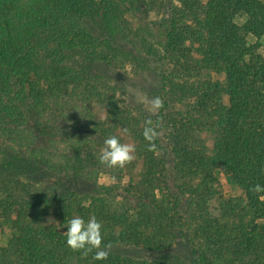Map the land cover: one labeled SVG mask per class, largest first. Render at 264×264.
<instances>
[{"label": "trees", "instance_id": "1", "mask_svg": "<svg viewBox=\"0 0 264 264\" xmlns=\"http://www.w3.org/2000/svg\"><path fill=\"white\" fill-rule=\"evenodd\" d=\"M142 5L161 11L157 22L140 19ZM263 36L264 0H0V103L13 100L0 115V225L13 231L0 264H264V193L251 191L264 186ZM116 61L159 66L157 113L98 74ZM90 96L128 129L139 173L133 162L99 163L116 135L84 122ZM148 119L160 125L158 155L142 135ZM24 169L86 189L25 196ZM99 174L116 182L101 185ZM220 175L239 196H222ZM74 215L102 224L107 260L40 226Z\"/></svg>", "mask_w": 264, "mask_h": 264}, {"label": "rangeland", "instance_id": "2", "mask_svg": "<svg viewBox=\"0 0 264 264\" xmlns=\"http://www.w3.org/2000/svg\"><path fill=\"white\" fill-rule=\"evenodd\" d=\"M200 3L204 4L206 0H199ZM29 2L33 5H40L41 3L45 2V0H29ZM144 5L140 6L135 13L146 23L157 22L160 18V13L156 8H150L148 11L144 10ZM162 14V13H161ZM162 16V15H161ZM126 19L136 24V20L131 17L130 14L126 15ZM260 48L258 50L264 56V36L259 40ZM128 66H131V74L128 72ZM148 68L143 71H139L136 64H128V63H119L115 62L111 66L107 65L106 67H102V72L98 69V74L103 77V79H107L110 81V84L113 86H118L119 89L124 88L128 95L131 97L132 105L141 109L147 115L154 114L150 110V101L152 97L150 95L151 90L157 89L159 86V78L158 74L160 68L158 65L150 62L148 63ZM211 80L220 82H224L222 76H215L211 75ZM1 91V89H0ZM103 90L102 92H104ZM89 94V92H87ZM93 95V94H92ZM119 96V93H118ZM120 97V96H119ZM14 99V98H13ZM92 96L88 98L81 108L82 116L84 117V122H101L104 124L109 130L112 132L115 130V135L120 139L121 143H132V140L127 136L124 135L122 130L118 127H114L113 124L108 120L107 113L104 107V104L97 102V100H93L91 102ZM12 99L11 102L7 103L6 105L0 103V115L5 112H11L12 108ZM7 114V113H6ZM113 129V130H112ZM204 139V143L208 149L212 148V140L208 134L202 135ZM136 157V156H135ZM137 164V157L131 161V163ZM136 173H139V164L136 165ZM31 170V169H30ZM35 173V174H34ZM20 175L17 177L19 181H21L22 193L26 196H33L39 193L44 192H53V193H60L62 190L65 189H73L75 191H82L86 188L84 184L80 181H76L75 179L70 178H53L46 174L41 169L36 170H22ZM98 183L101 185L109 183L110 176L99 174L97 176ZM218 189L219 192L224 197H237L240 195V191L235 187L231 186L229 182L223 177L218 176ZM59 191V192H58ZM41 227H52L56 228L59 231H67L66 227L61 228V225H58L57 220L53 217H48L44 219L40 223ZM13 236V231L10 229L9 226L5 224L0 225V248H6L10 243Z\"/></svg>", "mask_w": 264, "mask_h": 264}, {"label": "clouds", "instance_id": "3", "mask_svg": "<svg viewBox=\"0 0 264 264\" xmlns=\"http://www.w3.org/2000/svg\"><path fill=\"white\" fill-rule=\"evenodd\" d=\"M128 72L131 74V66H128ZM150 110L157 113L163 107V100L156 96L150 102ZM160 127L159 123L153 126V121L148 119L145 121L143 130V138L148 142V151L158 155L157 145L155 141L160 136L157 130ZM124 135H128V129H122ZM136 147L134 143H121L117 136H110L105 139L104 147L99 154V163L108 168H124L127 164L133 161L135 157ZM109 183H115V177H112ZM251 191L259 194L264 193V186L256 184ZM67 228L64 232L66 246L73 252H81L87 256L95 250L92 257L94 261H105L109 257L111 245H103L102 224L97 220L95 215L89 216L87 219L74 215L68 220L66 225L61 228Z\"/></svg>", "mask_w": 264, "mask_h": 264}]
</instances>
